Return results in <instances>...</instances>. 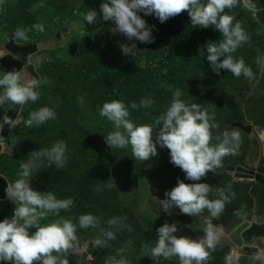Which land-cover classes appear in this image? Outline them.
I'll use <instances>...</instances> for the list:
<instances>
[{
	"label": "rangeland",
	"instance_id": "1",
	"mask_svg": "<svg viewBox=\"0 0 264 264\" xmlns=\"http://www.w3.org/2000/svg\"><path fill=\"white\" fill-rule=\"evenodd\" d=\"M247 2L236 0L235 5L225 8L224 12L232 15L234 22H240L248 37L231 55L234 59L244 60L253 73L252 78L243 74L233 76L223 69L219 75L214 73L209 62L199 55L198 48L206 41L212 42L222 37L212 27H193L183 10L164 23H159L151 14L138 12L147 25L154 26V40L141 43L112 31L114 23L100 19L101 0H0V51H4L8 39L20 47L51 42L50 48L41 50L25 63L33 77L41 81L39 96L36 101L24 104V119L20 125L0 132V137H3L0 143L6 145L9 142L11 145L10 153L0 155V174L11 182L19 171V163L26 162L32 151L50 147L57 140L64 141L66 159L63 166L58 168L45 157H39L35 161L37 166L33 169L32 179L36 191L51 190L57 198L70 197L73 204L67 209L58 210L56 216L49 214L40 223L62 217L76 224L81 214L91 213L95 216L94 227L80 228L77 225L76 228V236L82 246L88 242L93 245L87 264H105L106 258L119 259L121 256L128 264H178L175 256L167 259L160 257L156 261L149 256L147 247L154 243L157 235L155 229L165 222L176 223L178 230L174 235L199 239L203 236V218L208 212L204 209L199 214L188 216L180 214L176 207L170 208L167 213L162 210L158 200L165 198V191L171 190L177 179L193 183L169 162L167 149L157 146V156L141 162L132 157L130 147L110 148L105 143L103 135L113 130L112 123L99 115V108L108 99L117 98L115 100L125 104L129 89L122 90L121 83L111 73L106 75L105 72L100 77H87L83 83L76 68L81 66L80 60L84 59L86 63L92 60L91 52L84 47L80 51L82 54H79V51L73 50V45L77 44L79 37L85 38L84 43L92 44L88 38H97L106 33L105 38L109 36L113 40L110 46L112 52L119 49L121 60L127 56L133 65L147 67V53L150 52V58L159 61L156 67L163 64L170 68L166 98L151 104L154 105L153 109L138 107L140 118L132 121L134 124L152 123L169 105L172 91L179 89L181 100L186 104L199 103L201 109L212 116L217 124V128L211 129L213 137L225 130L239 133L236 152L224 156L220 168L207 172L200 181H196L205 182L211 187L209 199L218 198L217 188L230 186V191L234 193L225 202L223 211L212 220L223 228L218 243L225 245L229 244L228 236L243 223V218L248 217L253 221L261 217L264 211V188L255 182L236 180L226 171L227 168H237L239 164L256 168L262 161L260 145L254 133L246 135L233 127L234 123L264 126V64L256 63L258 58L264 57V0H253L254 8L245 7ZM88 9L97 12L92 24L83 22ZM33 24H42L44 30L33 29ZM17 27L28 30L27 40L13 38ZM121 47L127 49V54L122 52ZM99 49L104 48H98L96 55ZM36 59L39 60L38 64L33 63ZM105 76L112 78L115 92L104 89L107 86L100 80ZM159 84L160 80L155 87ZM89 86L98 89L94 104L85 94ZM91 96L93 99L94 95ZM11 106L10 102L0 104V115L5 114ZM43 106L55 112V119L40 125L28 124V114ZM151 111L155 114L147 116ZM215 142V139L210 140V143ZM24 148H28V153L22 154ZM15 152L21 153L18 162L10 157ZM112 217L119 220L109 225L107 221ZM104 230H111L114 239L98 246L95 239H105L102 234ZM261 245L264 247V243ZM120 249L124 251L119 252Z\"/></svg>",
	"mask_w": 264,
	"mask_h": 264
},
{
	"label": "clouds",
	"instance_id": "2",
	"mask_svg": "<svg viewBox=\"0 0 264 264\" xmlns=\"http://www.w3.org/2000/svg\"><path fill=\"white\" fill-rule=\"evenodd\" d=\"M235 3L236 0H101L99 13L101 20L114 23L112 31L123 34L129 40L134 38L141 43H151L154 40V26L147 25L138 12L151 14L159 23H164L182 10L186 11L193 27H212L222 37L212 42L206 41L198 48L199 55L209 62L210 69L217 75L223 69L233 76L243 74L252 78L253 73L244 60L234 59L231 55L242 42L248 40L240 22H234V17L224 12L225 8H232ZM244 6L254 8L255 4L253 0H248ZM96 18L97 12L88 9L84 13L83 22L92 24ZM32 28L41 32L44 30L42 24H33ZM27 31L26 28L17 27L13 38L27 40ZM121 50L127 54L126 48L121 47ZM33 63L38 64L39 60L36 59ZM256 63L264 64V57L258 58ZM40 84L39 78H34L29 73L25 75L16 69H0V104L10 102L21 106L27 101L34 102L39 96ZM180 95L179 89L172 91L169 105L152 123L134 124L128 118V109L137 108L135 102L126 106L120 100L105 101L99 108V115L112 123L113 130L103 135L110 148L128 146L132 157L141 162L157 156V146L167 149L169 162L184 173L186 180L193 181L185 183L177 179L176 185L165 191V198L158 200L164 212L167 213L172 207L188 216L199 214L204 209L208 212L203 218V236L199 239L174 235L178 230L176 223L165 222L157 227L154 243L147 247L149 256L154 261L160 257L167 259L175 256L178 264H204L209 258V252L223 235V228L212 220L223 211L225 202L234 193L230 191V186L225 189L217 188L218 198L209 199L211 187L205 182L196 181H200L207 172L220 168L224 156L236 152L239 133L225 130L213 137L211 129L217 128V124L213 122L212 116L201 109L199 103L186 104L179 98ZM152 103L151 99L142 98L139 107H148ZM0 119V128L4 124L12 128L20 122L21 117L17 115L15 119H10L2 114ZM49 119H55V112L43 106L28 114L27 123L40 125ZM212 139L217 142L210 143ZM8 149L10 153V144ZM65 151L63 140L53 142L50 147L32 151L26 162L19 163L16 178L6 183L5 199L14 207L10 217L0 219V261H11V264H33V261H39L40 264H66L67 255L80 250L77 245V225L80 228L95 226L96 217L91 213L79 215L76 224L71 219L62 217L40 223L49 214L56 216L58 210L69 208L73 201L70 197L57 198L51 190L38 192L30 187L32 172L37 166L35 161L39 157H45L49 163L59 168L66 159ZM118 220V217H112L107 223L114 225ZM29 229L34 231L30 232ZM102 234L105 239H95L98 246H103L106 240L114 239L111 230H104ZM250 261L251 264H256V261L264 264V254L256 252L250 257ZM105 264H128V261L123 256L119 259L108 257ZM228 264H231L230 260Z\"/></svg>",
	"mask_w": 264,
	"mask_h": 264
},
{
	"label": "water",
	"instance_id": "3",
	"mask_svg": "<svg viewBox=\"0 0 264 264\" xmlns=\"http://www.w3.org/2000/svg\"><path fill=\"white\" fill-rule=\"evenodd\" d=\"M50 43L18 47L12 39H8L4 51H0V68L5 69V71L12 69L20 70L25 75L31 74L30 70L26 68L25 63L28 62L30 57L36 55L41 50L50 48ZM17 57H20V59L18 60ZM23 108L24 105H12L4 115H7L10 119H15L17 115L21 117L20 122L16 125L18 126L24 119ZM0 123H2V119H0ZM233 127L246 135L254 133L260 145L261 158L264 159V128L244 125L242 123H234ZM4 129H10V127L4 124L0 128V132ZM9 144V142L6 145L0 143V155L9 152ZM14 156L16 159H19L20 154L16 153ZM226 171L230 172L236 180L255 182L256 176L264 177V162L260 161L256 168H249L243 164H239L237 168H227ZM6 183L9 182L0 174V200H6L4 193ZM29 185L34 189V180H30ZM263 239L264 220L262 223H253L250 218L245 217L243 218V223L229 236V244L217 243L214 249L209 252V258L204 264H228L229 260L231 264H251L250 257L258 252L254 244L256 241ZM77 245L80 250L77 253L68 254L66 264H87V257L91 253L93 246L92 243L88 242L86 246H82L81 241L77 238ZM79 254L81 256L80 260L76 261V257ZM9 264H11V261H9ZM33 264H40V262L33 261ZM256 264H260V262L256 261Z\"/></svg>",
	"mask_w": 264,
	"mask_h": 264
},
{
	"label": "trees",
	"instance_id": "4",
	"mask_svg": "<svg viewBox=\"0 0 264 264\" xmlns=\"http://www.w3.org/2000/svg\"><path fill=\"white\" fill-rule=\"evenodd\" d=\"M107 34L104 33L99 37H90L88 40L92 41L93 43L90 44L88 42L84 43L83 37H79L77 40V44L73 45L74 51H79L80 54L81 50L84 49V47L87 48L89 52H91V59L87 63L84 59L80 60L81 66L79 68H76L79 72V78L80 80L85 83V80L88 78H92L94 76H102L105 72V74L111 73L113 77L117 81L121 83L120 88L122 90L129 89V93L127 94V97L125 99V105L127 106L130 102H135L137 104V108L132 109L129 108V119L131 121H136L140 118V115L138 114V107L140 100L143 99H151L153 103L157 101L158 99L166 98V90L168 89V76L170 74L169 67L167 65L161 64L159 67H156V65L159 63V61L152 60L151 53H147V67L141 65L140 67H137L129 62L127 56L123 58V60L120 59V52L119 49H114L113 52L110 48V46L113 44V40L111 37L108 36V39L105 38ZM98 48H104L99 49V52L96 55V52L98 51ZM82 54V53H81ZM99 59H102L101 61ZM166 62V60H163ZM163 62V63H164ZM165 64V63H164ZM166 69V71H164ZM160 80V84L156 86L157 82ZM105 87L104 89L108 92H115L113 90V80L112 78L109 79L107 76L104 77V79L100 80ZM154 85V86H152ZM93 86V85H91ZM86 87L87 92V99L93 103L94 98H96V92L98 89H95L94 87ZM91 94H93V99ZM157 96V98H154ZM139 97V99H137ZM117 99V98H115ZM113 99H108L106 101H111ZM97 102H101L98 100ZM152 103V104H153ZM94 104V103H93ZM148 107H154V105H150ZM152 111L148 112L147 116H153ZM264 128V126H260ZM22 154L28 153V148H24L22 151ZM17 153V152H15ZM15 155V154H14ZM10 156L15 162H18L20 160L16 159L15 156ZM8 156V155H7ZM21 159V153L20 157ZM262 161L264 162V159L262 158ZM33 180V179H32ZM35 183V181H34ZM255 183L259 186L264 188V177L262 176H256ZM33 188L35 190V185H33ZM14 207L11 202L6 200H0V219L7 217H10L12 215V208ZM248 218V217H247ZM0 264H9L8 262L0 261Z\"/></svg>",
	"mask_w": 264,
	"mask_h": 264
},
{
	"label": "crops",
	"instance_id": "5",
	"mask_svg": "<svg viewBox=\"0 0 264 264\" xmlns=\"http://www.w3.org/2000/svg\"><path fill=\"white\" fill-rule=\"evenodd\" d=\"M263 216H264V211H263V214L261 215V217H258V219H255L252 222L253 223H262L264 220ZM257 242H259V244H257ZM262 243H264V239L256 241L254 246L257 247L258 252L264 254V247H263V245H261Z\"/></svg>",
	"mask_w": 264,
	"mask_h": 264
},
{
	"label": "flooded vegetation",
	"instance_id": "6",
	"mask_svg": "<svg viewBox=\"0 0 264 264\" xmlns=\"http://www.w3.org/2000/svg\"><path fill=\"white\" fill-rule=\"evenodd\" d=\"M17 46V45H16ZM18 47H20V46H18ZM80 255H77V257H76V261H79L80 260Z\"/></svg>",
	"mask_w": 264,
	"mask_h": 264
},
{
	"label": "bare ground",
	"instance_id": "7",
	"mask_svg": "<svg viewBox=\"0 0 264 264\" xmlns=\"http://www.w3.org/2000/svg\"><path fill=\"white\" fill-rule=\"evenodd\" d=\"M233 232H234V231H233ZM233 232H232V233H233ZM232 233H230V235H229V236H231V234H232ZM229 236H228V238H229Z\"/></svg>",
	"mask_w": 264,
	"mask_h": 264
}]
</instances>
